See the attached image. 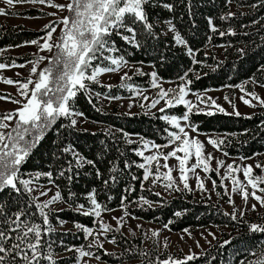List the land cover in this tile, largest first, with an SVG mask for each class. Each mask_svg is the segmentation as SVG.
<instances>
[{
	"label": "trees",
	"instance_id": "16d2710c",
	"mask_svg": "<svg viewBox=\"0 0 264 264\" xmlns=\"http://www.w3.org/2000/svg\"><path fill=\"white\" fill-rule=\"evenodd\" d=\"M168 2L174 5V11L169 12L162 7H155L156 3ZM256 5V7H252ZM234 8V9H233ZM12 14L26 17L43 16L45 12L40 8L30 7ZM232 13V16H228ZM69 15V13H68ZM150 23L153 25L155 36H148L138 26V40L140 47L136 48L125 44L119 37L113 35L116 41L118 53L123 55L130 64H149L153 67L157 76L164 81H175L179 83V77L188 73L187 79L191 80L188 85L190 91L201 92L209 89H221L235 87L244 81L252 80L259 85H264V0H153L149 6ZM211 18L217 31H212L208 18ZM221 17H226L222 19ZM167 21H172L176 31L180 33L185 44L175 42V33L168 31ZM44 27L33 29L21 24H7L0 28V63L11 66L23 64L36 58L37 55L22 54L14 55L4 49L14 48L18 45L37 40L45 35ZM224 32L225 35H220ZM232 32L234 34H228ZM60 34V33H59ZM58 34V36H59ZM223 46L225 50L222 58L213 51H207L209 47ZM191 48L195 55H189ZM57 49H55L53 57ZM50 57V58H51ZM199 63H193V60ZM104 66L107 61H96ZM48 66V60L42 68ZM200 78L197 79L196 77ZM131 79L125 81L131 87H120L121 82L111 85V89L104 87L102 83H88V94L83 91L71 101L76 112L83 113V117L91 122L98 123L102 127L96 130L84 128H61L67 125L69 120L59 118L47 132L43 139L32 151L29 158L22 167L26 174L36 172H53L54 186H58L62 197L67 199L69 193L75 196L72 209L64 203V211L52 209L50 220L55 227V232L50 235L54 241V254L57 264H78L79 255L75 251H67L66 248L83 247L100 256L99 262L104 264H149L157 258L167 259L169 254L166 248L160 250L154 238L145 242L143 229L133 236L125 234L121 229L116 231V226H111L112 231L106 234L108 239L115 238V251H107L111 255H105L103 248H88V240L84 233L77 229L74 224L79 223L85 227L98 225L95 216H84L79 214L75 208L77 204L90 208V202L86 193L96 189V199L102 208L117 209L121 206L122 197L125 200L126 210L132 217L164 226L176 232L189 228L204 227L208 225L223 226L220 235L201 250L195 261L189 264H240L241 261H255L261 256V246L264 245V233H251L250 224L264 225L263 212L244 213L243 216L234 210L225 211L222 206L210 198L194 195L192 192L180 190L172 192L167 196H156L155 189L143 181L141 188L143 169L136 164L143 163V157L137 156L134 150H139L136 142L128 143V136L134 135L141 139H147L157 145L168 144V131H176L166 121L159 119L161 115H175L181 117L186 111L182 105L166 109L164 113L159 110L154 112L138 111L126 113L116 108H104L97 101L99 93L104 97H130L134 87L149 88L151 79L147 73L142 75L133 74ZM2 96L11 97L9 93H0ZM89 96L91 103H89ZM5 112L0 111V114ZM195 112L190 114V123L197 128V132L214 134V140L223 141L219 150L227 153V156L248 158L264 153V106H260L250 114L225 115L213 112ZM230 113V112H228ZM245 117H251L246 119ZM59 129V132L57 131ZM167 130V131H166ZM124 133H128L125 136ZM71 144L73 148L87 159L96 162V167L85 166L79 169V175L73 176L71 182L67 175L59 177L58 172L66 161L71 159L70 154H63L59 149ZM53 153H57L61 159L56 160ZM123 153V155H121ZM124 161L133 164L131 169H124ZM115 165L116 172L110 168ZM96 169L103 174L101 179L96 177ZM138 177L132 180L131 176ZM115 176V182L111 177ZM25 178H28L27 175ZM213 180L217 182L218 189L221 188L218 177L212 174ZM104 180L109 184L105 186ZM39 183L48 184L47 177H41ZM129 189H134L129 191ZM14 195V194H13ZM264 195V193H263ZM143 196L150 202H154L150 208L143 204L139 198ZM112 197V199H109ZM0 202H9V193H0ZM15 205L12 211H15ZM181 212L177 217L175 212ZM228 213L229 215H226ZM236 213L237 219H232L231 214ZM59 220L65 221L69 228L63 229ZM172 221V223H169ZM225 240H232L231 245L220 248ZM63 241V244L60 242ZM125 249H130L131 254ZM144 252L147 255H141ZM203 253V255H201ZM215 257V259H212ZM178 258V257H173ZM182 259V258H178Z\"/></svg>",
	"mask_w": 264,
	"mask_h": 264
},
{
	"label": "snow or ice",
	"instance_id": "6c2138e0",
	"mask_svg": "<svg viewBox=\"0 0 264 264\" xmlns=\"http://www.w3.org/2000/svg\"><path fill=\"white\" fill-rule=\"evenodd\" d=\"M8 5L22 4V3H39L56 8L59 12L67 11L69 15L61 16L56 21V26L52 22L44 26L45 35L42 37L43 44L33 40L27 43L36 44L40 51L51 52L53 48L57 49L55 55L51 58L45 56H37L32 64L30 72L36 76V79H27L25 82L13 81L12 79L3 80L7 84L18 85L19 95L22 97L20 100L12 99L11 102L17 104L18 107L12 111L0 114V193H9V202H0V264H57L54 254V241L50 239V235L55 232V227L52 225L50 215L52 212L51 206L57 202L65 203L69 209H72V203L75 194L69 193L67 199H64L57 191L55 195L45 201H39L37 197L33 196L34 191L39 190L41 196L47 195L50 189H46L39 184L41 177H47L49 184H54L53 172H36L35 174H26L22 171V167L29 158L32 151L37 147L44 137L45 132L49 130L56 123V121L63 117L69 120L67 125H61V128H75L78 121L74 117L82 116L83 113L76 112L73 109L71 101L77 96V93L83 91L88 94V83H100L99 77L105 73L117 72L122 67L128 65V61L123 55H114L120 50L116 47V41L111 37L115 35L119 37L125 44L139 48L140 41L138 40V26L148 36H155L153 25L150 23L149 6L153 5V0H68L66 4H56L53 0H5ZM231 3V0H228ZM155 7H162L169 12L174 11V5L168 2L156 3ZM256 7V5H252ZM0 14H5L4 9H0ZM47 15L55 16V12L47 13ZM228 13V16H232ZM222 19L226 17H221ZM168 31L175 33L173 39L177 44L184 45L185 41L180 33L176 31L175 25L172 21H167ZM208 23L212 31H217L213 25L212 19L208 18ZM59 28V36L54 38V33ZM228 34H234L229 32ZM220 35H225L220 32ZM189 55H195L191 48L188 49ZM48 60V66L40 69L38 65L44 60ZM96 61H107L108 65L104 66ZM193 63L199 61L193 60ZM12 67H24L25 65H16L14 62ZM7 65L0 63V69L6 68ZM139 72V69H137ZM142 74V73H141ZM152 87L159 88L158 98L153 99L147 107H155L164 101L165 107L160 108L159 111L164 113L166 109L182 105L186 111L181 117L175 115H161L159 119L166 121L169 125L173 126L176 131H168V144L157 145L152 143L151 148L156 149L152 155L145 156L144 151L134 150L137 156L143 157V163L136 164L135 166L143 169V178L141 181V188H144L143 181H148L152 177V184H157L158 181H164L163 187L165 189H173L180 191L181 189L175 185V179L172 175L173 169L169 166V158H175L178 161L179 168V181L183 185V189L191 191L192 189L188 183L189 172H195L197 168L203 169L205 173L216 172L219 174L220 168L224 167V162L217 160V168L212 169L209 161L215 159L212 154L204 155L203 143L195 137L189 136L186 128L196 132L197 128L190 123V114L195 112L199 113L204 109L199 108V104L208 106L209 101L211 106L215 107L220 113L225 115H236L239 117L241 113L236 110L235 104L229 97L225 96L224 99L233 108L232 113H228L224 107L216 104L215 100L210 97H204L201 94L196 95L197 103L186 99L189 95L188 85L191 80L187 79L188 73L179 77L181 81L176 89H163L158 83L156 72H152ZM197 79L200 77L197 76ZM131 77L125 72L121 77L120 87H131L125 81L130 80ZM255 82V81H253ZM264 87V85H260ZM111 89V85H105ZM241 91L244 95L240 97L241 101L247 106H254L249 99L245 96H251L252 99L259 102L260 106H264V99H261L254 92H247L243 87ZM142 95V93H137ZM97 95H100L99 93ZM110 99H119L120 97H109ZM145 100L148 97H143ZM10 97L0 96V100H9ZM89 96V103H91ZM131 107V105H130ZM144 107V105H142ZM207 115H213L211 111L206 112ZM251 119V117H245ZM185 123L182 126L180 121ZM59 132V129H57ZM167 131V130H166ZM128 136V133H124ZM128 143H133L129 140ZM208 143L213 147L219 148L223 141L214 140L211 137ZM172 145V150L166 154L161 152V149ZM143 148L148 149L149 143L144 142ZM63 154H70L71 159L66 161V166H62L58 172L59 177H65L69 182L73 180V176L79 175V169L91 166L96 167V162L92 159H87L76 151L71 144L59 149ZM183 153V155H178ZM123 155V153H121ZM227 156V153H224ZM56 160L61 157L57 153H53ZM195 157V163L188 166V161ZM242 159H250L242 158ZM164 163L161 164L160 161ZM155 164L153 170H150L149 165ZM132 163L124 161V169H131ZM164 168L167 171L161 173L160 169ZM257 168L264 169V165L257 164ZM243 171V175L247 180V184L251 187L252 191L248 192L243 182L235 178L232 173ZM111 172H116L117 168L113 165L110 168ZM27 175L28 178H25ZM96 177L101 179L103 174L96 169ZM115 182L116 177H111ZM132 180H137L135 175L131 176ZM210 179V177H209ZM231 180L232 191L240 190L242 199L247 203L251 196L264 207V195H257V191L264 193V176H255L252 165L236 166L234 164H227L224 175L221 177L220 186L223 187V181ZM105 186L109 184L108 180L103 181ZM197 188L205 190L204 183L199 175L196 176ZM213 189L217 187V182L212 180ZM58 187V186H57ZM134 189H129L133 191ZM14 194V195H13ZM160 196L159 192L155 193ZM86 198L90 202V208L86 209L85 205L77 204L75 210L84 216H95L98 218L99 230L96 236L93 237V229L85 227L79 223L74 226L84 233L85 239L93 237L92 242L87 245L88 248L96 247L102 248L103 241L99 239L100 236H105L108 232L112 231V227L103 222L101 218L102 211H111V209L102 208L101 204L96 199V189L86 193ZM112 199V197H109ZM127 197H122L121 206L125 207V215H130L125 206ZM143 204H147L150 208L154 202H150L143 196L139 198ZM229 203H232L229 197ZM15 205L16 210L12 211V206ZM252 209H256V205H252ZM57 211H64L58 209ZM229 215L228 213H225ZM179 217L181 212L174 213ZM243 216L244 213H239ZM232 219H237V214H231ZM135 218V217H133ZM117 221L118 227L116 231H120L123 226L124 217H113ZM58 222L63 225L65 221L59 220ZM172 223V221H169ZM137 227H141L137 225ZM168 228V224L164 225ZM131 231V230H130ZM185 232L188 230L185 229ZM249 231L251 233H264V225L250 224ZM151 235L145 236L152 239L159 236L156 230H150ZM134 236L135 233L131 232ZM209 235H215L209 233ZM109 243H116L115 238L110 239ZM232 240H225L220 244V248L226 245H231ZM63 244V241L60 242ZM197 242V247H199ZM167 248V243L164 245ZM67 251H75L80 258L93 257V253L84 250L83 247L79 248H66ZM261 256L255 261H241L240 264H264V245L261 246ZM131 254L130 249H125ZM105 255H111L107 250ZM141 255L147 253L141 252ZM203 255V253H201ZM96 260H100L99 255H95ZM199 257L196 253L187 254L182 259L173 258L169 256L167 259H159L155 262L149 261V264H189L191 261L197 260ZM215 259V257H212ZM87 264V261H84ZM210 264V262H209Z\"/></svg>",
	"mask_w": 264,
	"mask_h": 264
},
{
	"label": "rangeland",
	"instance_id": "374dc122",
	"mask_svg": "<svg viewBox=\"0 0 264 264\" xmlns=\"http://www.w3.org/2000/svg\"><path fill=\"white\" fill-rule=\"evenodd\" d=\"M56 4H66L68 0H53ZM35 7L42 9L45 14L43 16H34V17H26L21 16L17 14H12L13 11H19L22 9ZM0 9L5 10V14H0V28L7 24L17 25L21 24L29 28L33 29H39L44 27L45 25L52 22L53 26H56V21L61 16H67L68 12L63 11L59 12L56 8H52L39 3H22V4H12L8 5L5 0H0ZM234 9V8H233ZM55 12V16L47 15V13ZM59 34V28L57 29V32L54 33V38L57 37ZM43 37V36H42ZM40 37L36 41H38L39 44H43V39ZM6 52L14 55H22V54H30V55H39V56H45V57H51L55 51V48L52 49L51 52L45 50L40 51L38 46L36 44L31 43H24L21 45H18L14 48H8L4 49ZM225 50V47L223 46H213L209 47L207 51H213L218 57L222 58L223 52ZM3 51V50H2ZM0 51V53L2 52ZM36 58H33L30 61H34ZM30 61H27L23 64H16V65H25L24 67H12L7 66L4 69H0V93H9L11 95V99L9 100H0V111L8 112L16 109L18 107L17 104H14L11 102L12 99L20 100L22 97L19 95L18 92V85L16 84H7L2 82L3 80L12 79L13 81H20L25 82L27 79L31 78L33 80L36 79L35 75H32L30 72V69L32 67V64L29 63ZM47 61L44 60L40 62L38 65V68L42 69L43 63ZM139 69V72L137 71ZM264 69V66H263ZM127 73L130 77L133 74H139L142 75L144 73H147L150 76V79L152 81L151 73L155 72L153 67L149 64H130L128 63L127 66L122 67L117 72H110L105 73L101 75L98 79L100 83L106 84V85H115L119 82H121V77L124 75V73ZM142 73V74H141ZM158 83L161 88L167 90V89H176L177 85L181 83H176L175 81H164L161 80L158 76ZM244 88L247 92H254L256 95H258L261 99H264V87H261L258 83L253 82L252 80H247L242 82L241 84L235 86V87H225L221 89H209L201 92H193L189 90V95L186 96V99L192 101L193 103H197L196 101V95L201 94L204 97H210L212 100H215L216 104L221 105L225 108L227 112L232 113L233 108L230 106V104L224 99L225 96L229 97L230 100L235 104L236 110H238L242 114H250L256 111L258 107H260V104L258 101L252 99L251 96H245L246 99H249L251 101V104L254 106H247L245 105L240 97L244 95V92L241 91V88ZM189 89V88H188ZM158 92L159 88L149 87V88H141V87H134L132 95L130 97H120L119 99H110L101 95H96L97 101L100 103V105L104 108H116L118 111L126 112V113H136L138 111H144V112H154L156 110H159L160 108L165 107L164 101L161 100L159 104H157L155 107H147L153 99L158 98ZM137 93H142V95H138ZM0 96H2L0 94ZM143 97H148L147 100H145ZM131 105V107H130ZM144 105V107H142ZM199 108L204 109L202 112H218V110L211 106V102L209 101L208 106L205 104H199ZM195 111V110H194ZM179 117V116H177ZM77 119V127L78 128H84L89 130H96L102 125L98 123H91L87 121L83 116H76L74 117ZM181 125H184V121H180ZM186 131L188 132L189 136L195 137L196 139L200 140L204 145V155L207 156L208 154H212L215 159L209 161L210 167L212 169L217 168V160L224 162V167L220 168L219 174L216 172H208L205 173L201 168H197L195 172H189L188 175V183L190 188L192 189L189 192H192L194 195L201 196V197H208L212 201L219 203L222 208L225 211L233 212L234 210L238 211L239 213L245 212V213H258L263 212V207L260 205L259 202H257L255 199H253L251 196L249 197L247 203L242 199L240 190L233 192L232 191V182L231 180H225L223 181L224 186L220 189L215 188L213 189L212 185V174L218 177L219 181L221 182V177L224 175L227 164H234L236 166H243V165H252L254 170L255 176H264V169L257 168V164L264 165V153L257 154L253 157H250V159H242L240 157H232V156H225L222 151H220L218 148L213 147L211 144L208 143L209 137L214 139V134H204L199 132H193L190 128H186ZM128 139L136 142L139 144V150L144 151L145 156L152 155L156 152V149L151 148V144L153 143L150 140L147 139H141L138 136L130 135L128 136ZM148 142L149 148L144 149L143 143ZM172 145H169L167 148L161 149V152L167 153L168 151L172 150ZM178 155H183V153H178ZM195 157L193 156L188 161V166L194 164ZM161 164L164 163L163 160L160 161ZM169 166L173 169L172 175L175 179V185L174 187L178 186L180 189H183V185L179 181V168H178V161L175 158H169L168 160ZM150 170H153L155 167V164L148 166ZM161 173L164 171H167L166 169L162 168L160 169ZM199 175L202 182L204 183L205 190H200L197 188V182H196V176ZM232 175L237 178L239 181L243 182V184L246 186V190L248 192H251V187L247 184V180L245 179L243 175V171L233 172ZM210 177V179H209ZM164 181H158L157 184H152V177L150 176L149 180L147 181V184L155 189L156 192H159L163 196H167L169 193L172 192V189H165L163 187ZM41 186H43L46 189H50V191L47 192V195L41 196L39 190L34 191L32 193L33 196L37 197L39 201H45L49 198H51L55 193L58 191L57 187L53 184H42L39 183ZM260 187H264V184H261ZM188 191V190H185ZM257 195H263V193H260L257 191ZM229 197H231L232 203H229ZM256 205V209H252V205ZM64 203L57 202L54 205L51 206L52 209H59L64 207ZM113 217H124L123 226L120 227V229L127 235H129L131 232L137 233L141 229H143L144 235L145 233L148 234V236L151 235L150 230H156L159 232V236L155 237V241L158 245V248L162 250L167 243V251L169 252L172 257H178L183 258L187 254L196 253L198 254L201 250L205 249L210 243H212L219 235L221 230L224 229L223 226H215V225H208L204 227H197V228H189L188 231L185 232L184 230L173 232L169 230L168 228L165 229L164 226L156 225L151 222H146L138 218H133L131 215H125V209L124 208H117L111 211H102L101 212V218L104 223L110 225V226H118L117 221L113 219ZM96 221H98V218L95 217ZM98 223V222H97ZM137 225H140L141 227H137ZM63 229L69 228L68 224L61 225ZM93 229V237L96 236L97 231L99 230V224L95 227H92ZM131 230V231H130ZM209 233H213L215 235V238H213V235H209ZM93 237H89L88 243L90 244L92 242ZM99 239L103 241V249L107 251H115L118 248L114 245V243H109L108 239L105 236H100ZM150 239H148L145 236V242L148 243ZM197 242L199 243V247H197ZM84 261H87V264H104L102 262H99V260H96L94 257H79V263L78 264H84Z\"/></svg>",
	"mask_w": 264,
	"mask_h": 264
}]
</instances>
